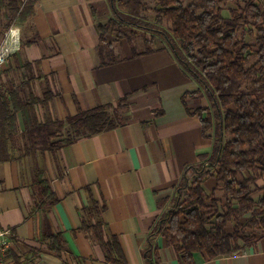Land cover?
Masks as SVG:
<instances>
[{"label": "crops", "instance_id": "crops-1", "mask_svg": "<svg viewBox=\"0 0 264 264\" xmlns=\"http://www.w3.org/2000/svg\"><path fill=\"white\" fill-rule=\"evenodd\" d=\"M34 1L35 13L22 28L21 50L0 71V82L22 84L23 94L52 93L45 107L35 106L40 120L45 112L62 120L80 109L111 105V112L126 122L79 137L55 154L46 152L41 164L59 197L46 224L29 186L30 162H0V228L14 233L8 263L120 264L106 262L101 245L78 230L89 186L106 205L103 218L119 237L127 264H152L144 258L151 229L171 209L186 166L201 163L215 144L214 132L204 135L198 114L188 112L210 107V101L190 94L183 102L200 86L162 39L151 42L157 51L147 52L145 37L152 32L133 27L138 34L114 42L113 53H101L98 25L115 18L110 0ZM114 56L118 61L102 64ZM204 187L223 199L215 178ZM56 231L64 233L70 249L61 256L48 252L42 240ZM255 235L241 252L212 259L198 253L196 264H264V230ZM153 242L159 247L154 264H183L164 236Z\"/></svg>", "mask_w": 264, "mask_h": 264}, {"label": "trees", "instance_id": "trees-1", "mask_svg": "<svg viewBox=\"0 0 264 264\" xmlns=\"http://www.w3.org/2000/svg\"><path fill=\"white\" fill-rule=\"evenodd\" d=\"M231 1L110 0L115 18L98 25L101 53L111 51L114 42L138 34L136 30L152 32L145 37L147 52L157 51L151 42L162 39L200 86L186 93L183 102L196 94L207 96L211 104L188 109L200 117L204 135L214 132L216 140L201 163L186 166L171 209L151 229L144 258L152 264L159 255L153 242L157 235L166 238L183 264H196L198 253L212 259L241 252L256 240V232L264 230V4L236 0L237 6L228 8L226 15L223 11ZM35 4L34 0H0V35L12 24L25 28ZM149 13L154 14L153 20ZM116 61V56L103 58L102 64ZM21 86L0 82V162H30L29 186L35 209L42 212L46 224L59 202L41 164L46 152L55 154L79 137L126 121L118 118L116 110L111 112V105L80 109L77 115L62 120L45 112L40 120L35 106L45 107L52 93L23 94ZM212 177L224 199L205 189L204 182ZM259 190L263 193L256 199L253 195ZM86 192L89 203L80 211L78 230L101 245L106 262L127 264L119 237L103 218L105 203L94 198L89 186ZM229 224L232 231L227 230ZM42 240L47 251L58 256L70 251L62 231L45 233Z\"/></svg>", "mask_w": 264, "mask_h": 264}, {"label": "built area", "instance_id": "built-area-1", "mask_svg": "<svg viewBox=\"0 0 264 264\" xmlns=\"http://www.w3.org/2000/svg\"><path fill=\"white\" fill-rule=\"evenodd\" d=\"M22 28L12 24L6 28L0 41V71L21 50ZM13 229L0 228V264L8 263V254L13 242Z\"/></svg>", "mask_w": 264, "mask_h": 264}, {"label": "rangeland", "instance_id": "rangeland-1", "mask_svg": "<svg viewBox=\"0 0 264 264\" xmlns=\"http://www.w3.org/2000/svg\"><path fill=\"white\" fill-rule=\"evenodd\" d=\"M190 0H183V2H184V4H188V2H189ZM241 1H244V0H241ZM258 1H260V2H263V4H264V0H258ZM237 6V3H236V0H234V1H231V2H229L228 4H227V7L224 9V14H229V9L228 8H234V7H236ZM153 15L154 14H151V13H149V15H148V17H149V19L150 20H153ZM168 24H165V26H167ZM140 39H142L141 37H140ZM49 154H51V153H49ZM224 199V198H223ZM247 216L246 217H244V218H242L243 220V222L244 221H246L247 219ZM230 227H231V225H230ZM227 230L228 231H232V228H227Z\"/></svg>", "mask_w": 264, "mask_h": 264}]
</instances>
